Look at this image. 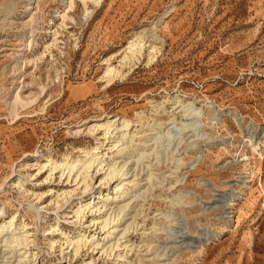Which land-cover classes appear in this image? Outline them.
<instances>
[{
  "label": "rangeland",
  "instance_id": "1",
  "mask_svg": "<svg viewBox=\"0 0 264 264\" xmlns=\"http://www.w3.org/2000/svg\"><path fill=\"white\" fill-rule=\"evenodd\" d=\"M91 1L0 0V209L30 229L32 264H264V0ZM132 43L145 47L132 55ZM176 96L203 110L201 125L159 149L149 193L135 180L111 204L120 180L108 167L51 172L96 148L113 165L122 133L105 136L107 121L130 125L119 150L144 145L153 125L168 132L172 116L190 123L169 104ZM81 200L107 206L98 224ZM129 224L114 252L68 247Z\"/></svg>",
  "mask_w": 264,
  "mask_h": 264
},
{
  "label": "bare ground",
  "instance_id": "2",
  "mask_svg": "<svg viewBox=\"0 0 264 264\" xmlns=\"http://www.w3.org/2000/svg\"><path fill=\"white\" fill-rule=\"evenodd\" d=\"M91 2L96 4V3H98V0L97 1L92 0ZM72 5L70 6V8H72ZM144 47H145L144 45L132 43L131 47L129 48L130 53L132 55H135L136 52L140 53L143 51ZM153 50L156 51L157 48L153 47ZM128 58H129V56H126V59H128ZM119 73L120 72L116 68H113L111 66H109V68L107 70V76H110V75L113 76L116 74L118 75ZM170 98H171V101H169V104L172 106L173 109H175V111L180 110V113H183L184 116H186V117L191 116L192 117L190 123L187 121H186L187 123L186 122L184 123V121L179 122L175 116H172L171 122L168 124V125H172V127L168 130V132L163 133L161 131V127L163 125L161 123H159L158 126L153 125V126H151V128L149 130L145 131L148 133H144V135L142 136L145 139L144 145L138 146L136 149L134 148L135 146L133 147L132 145H130L128 147H124V149H122V150H119V148L124 146L126 143V142L123 143V141L127 138V135L125 134V131H126L125 129H128L130 125H129L128 121H124L122 126L120 127L116 124V121H107L104 125L100 126L102 131H105V136H110V135L112 136L113 131H117V133H122L121 136L116 137L117 141L115 142V145L109 150L111 153L112 152L114 153V148H116L117 149L116 151H118V153H117V155H114L112 158H114V159L116 158V160L122 159V161L114 160L115 162L113 165L111 163H110L111 165H105V159H107V155L109 153L101 155L99 149L96 148V149H93V151L84 152V155L82 157L86 158V159L85 160H79V161L77 160L78 164H75V162H74V164H69V163L63 162L64 163L63 165H59V164L58 165L56 164L55 166L52 165L51 172H55L58 169L62 168V172H64L62 176H65L66 171H68V176L71 177V174L75 170H77L80 163H82L81 168L77 171L78 172L82 171L83 173H87V174H89L91 172L94 173L98 168L108 167L107 172L105 173V174H107L109 172V174L107 175L108 181H113L115 178L120 180V183L114 189L115 191H113V194L116 197L112 198L113 203H111V204H120L121 203L120 202L121 195H119V191L124 186L131 185L135 180L138 183H135L132 187H134L138 191L139 194L144 195V194L149 193L151 191L150 187L153 186V178L155 177L154 174L152 173V169H151L153 167L152 166L153 160H156L155 161L156 164H160V162L162 160L161 159L162 157H160V155L162 154L161 152L166 153L167 149L169 147H171L173 142L177 141L178 139H181L183 141V139L185 138V136L189 130H192V131L196 130L201 125V118L203 115L202 109L201 110L197 109L195 107V104L192 102L180 100L178 96L170 97ZM157 107L159 109L163 108L165 111L167 109L164 105H157ZM208 108L215 111L214 106L212 104H210L208 106ZM150 132H154V133H150ZM163 139L165 140V142L163 141ZM164 143H167V144L164 145ZM180 143L183 144V142H180ZM180 143L176 144V145H181ZM160 148L163 149L161 152L159 151ZM188 148H190V146ZM126 149H128V150L132 149L133 150V153L129 152L130 156L128 155L127 158H125V156L124 157L122 156V155L126 154V152H125ZM178 149H179V146L174 147L175 152L178 151ZM145 161H147V162H145ZM180 161L182 162L181 159L176 161L177 162L176 164H178V162H180ZM142 163L146 167V170H145L146 173H143V174H145L144 175L145 179L139 180L140 178L138 177V173L144 172V169L142 171H140L138 168L139 167L138 165L139 164L142 165ZM60 164H62V163H60ZM46 167H47V165H45V168ZM104 170L105 169L103 168L102 171H104ZM179 170H180V168H179V166H177L175 172L176 171L178 172ZM100 171L101 170L98 169L96 174H98ZM137 177H138V179H137ZM78 178L75 180L76 182L78 181ZM91 178H92V176H91ZM84 181H86V178H84ZM80 182H81V180H80ZM101 182H102V179H101ZM116 182L117 181H115V183ZM141 182H145V183L142 184ZM177 182H179V181L177 180ZM246 182H247V180H245V179L243 181L242 180L239 181V183H241L242 185L245 184ZM19 184H16V185L19 187V190H20L22 187L20 186L21 184L20 185ZM146 186L147 187L149 186V188L146 189L145 188ZM86 188H90V186H87ZM153 188H152V190H153ZM142 190H145V191H142ZM116 191H118V192L116 193ZM138 193H137V195H135L132 198L133 200H135L139 196ZM240 193H238V194H240ZM64 195H65V198H63V200L68 202V199H69L68 197L71 196V192L70 193L65 192ZM141 195L139 197H141ZM96 197L97 196H95L94 198H96ZM109 197H110V194H109ZM235 199H236V196L233 195V200H231V202L226 204L227 205V208H226L227 209V216L223 217V218L227 219L228 221L232 217L230 214L233 213V211H231V209H233V207L235 206V204L233 202V201H235ZM83 202L86 203L85 206H88V208L92 212V215L94 216V219L91 220L93 222V224H98L99 219L102 220L103 217L98 216L99 219H95L97 216V212L101 213L102 208L107 207V206H105V204H104L101 208L95 207L94 206L95 200H93V201L81 200L82 204H83ZM130 202L123 205V206H119L120 209L119 208L118 209L120 210V213L124 212L125 209L129 207ZM91 205H93V206H91ZM81 209H82V206L80 209L78 208V210L76 211V214H77L76 216L78 218L85 215L86 211H82ZM36 210H37V208H36ZM119 215L120 214L118 213V216ZM7 217L8 216H7L6 210L0 209V264H15V263H17V264H32V263L36 262L37 258L34 255V253L32 252V249H33L32 247H35L36 244H34L35 243L34 240H30L32 238V235L29 233L30 229L29 228L26 229L27 228L26 225H23V224L18 225V220H17L18 217L13 216V217H11L10 220H8ZM134 219H133V221L136 220V219L135 220ZM108 221H109V219H106V220H103L100 222V224L106 223L105 226L102 227L103 230L110 224V223H107ZM113 223H115V220L113 221ZM130 226L131 225L129 224L124 229L118 230V229H116V226L114 225L111 227V229H112L111 231L108 230L107 232L105 231L102 233V235H105L104 239L101 238L100 240H97V241L95 240V239L99 238V237H96L97 233L92 235L91 239H88V237L86 235H83L82 238L79 237V239L77 241L70 239L71 241H69L70 243L68 242V244H69L68 247L72 246V249L75 250L76 255H78L79 251L82 248L86 247L88 244H90V247H93L94 250L99 249V247L102 246L101 249H104V250L105 249H111V251L114 252L118 248L120 249V247H121L120 242L122 239H126L125 235L129 231ZM18 231H19V233H18ZM218 234L219 233H214L213 235L210 234V235H208L209 236L208 239H213V237H216ZM56 235H60V234H56ZM61 235L65 236L64 233H61ZM104 242H106V244H103ZM123 243L126 244L125 249L127 247H129V241H125ZM56 244H57L56 240L51 242V246H55ZM108 244H109V246L107 248ZM68 247H67V249H68ZM3 248H6V249H3ZM62 252H64L63 249H62ZM118 257H119V259L124 258V256H121V255H119ZM86 264H93V263L89 262Z\"/></svg>",
  "mask_w": 264,
  "mask_h": 264
},
{
  "label": "built area",
  "instance_id": "3",
  "mask_svg": "<svg viewBox=\"0 0 264 264\" xmlns=\"http://www.w3.org/2000/svg\"><path fill=\"white\" fill-rule=\"evenodd\" d=\"M241 197V196H240ZM233 217V216H232Z\"/></svg>",
  "mask_w": 264,
  "mask_h": 264
}]
</instances>
